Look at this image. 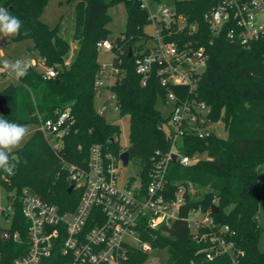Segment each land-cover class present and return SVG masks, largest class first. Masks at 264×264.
Wrapping results in <instances>:
<instances>
[{
  "label": "trees",
  "instance_id": "obj_1",
  "mask_svg": "<svg viewBox=\"0 0 264 264\" xmlns=\"http://www.w3.org/2000/svg\"><path fill=\"white\" fill-rule=\"evenodd\" d=\"M48 1L0 0V7L8 8L23 21L14 38L31 39L42 63L57 71L56 77L44 79L34 66H28L17 83L0 90V98H6L11 109L10 113L0 112V115L36 127L41 120L70 107L74 123L60 151H55L43 132L35 128L22 146L9 153L10 164L15 165L12 174L0 170V185L6 197L14 199L12 230L21 233V240L0 241V264H13L28 249L27 222L19 198L23 188L56 204L61 211H72L80 199V191H68L71 182L63 161L85 163L90 147L97 143L116 154L122 151L119 143L110 141L119 133L120 126L97 113L94 96V81L100 67L97 43L109 37V8L113 5L124 3L127 9L125 30L116 38L125 50L124 77L114 90L121 114L130 119L127 150L144 185L154 160L171 146L165 129L168 119L156 107L159 98L164 102L167 88L156 72L143 85L136 72L135 55L130 54V49L140 50L141 41L151 37L145 30L151 19L147 9L141 7V0H68L76 2L73 41L77 43L76 53L68 64L71 43L59 34L60 24L51 27L42 20ZM218 1L175 2L177 11L190 22H196L198 30L192 35L178 32L169 39H192L197 45L207 46L209 59L192 95L211 107L210 118L221 121L227 135L212 133L203 138L185 135L179 143L182 153L191 156L206 153L207 157H201L191 166H183L178 161L170 163L168 195L174 197L178 187L184 186L186 204L180 208V218L171 227H166L165 232L155 231V239L149 232L142 234L153 248L166 249L167 264H233L226 255L205 259L201 251L204 244L192 238L184 217L198 207L211 211L217 222L236 230L238 242L245 251L237 264H264V250L259 247L263 227L257 218L261 210L264 216V173L260 174L264 164V42L247 49L222 35L209 45L211 33L204 14ZM172 89L180 96L189 94L188 86H172ZM191 185L197 189L194 194L190 191ZM214 204L219 207L217 213L212 212ZM148 256V252L132 247L124 264H143ZM66 262L67 258L56 248L40 264Z\"/></svg>",
  "mask_w": 264,
  "mask_h": 264
},
{
  "label": "built area",
  "instance_id": "obj_2",
  "mask_svg": "<svg viewBox=\"0 0 264 264\" xmlns=\"http://www.w3.org/2000/svg\"><path fill=\"white\" fill-rule=\"evenodd\" d=\"M141 7L147 9L144 0H141ZM262 16L264 0H219L204 14L211 33L209 45L222 35L247 49L257 42H264ZM149 17L156 29L155 34L142 40V48L132 49L131 54L135 55L136 72L143 85L156 72L161 84L167 88L164 103L170 108L165 125L171 140L169 151L154 160L146 185L139 174L120 175L122 165H125L121 153L127 147L116 154L97 143L90 147L85 163L64 160L72 190L80 191V199L72 211H61L56 204L29 188H23L19 198L27 222L28 249L16 257L13 264H40L53 255L56 248L67 258L66 264H124L132 247L144 252L153 249L151 241L142 238L143 232H149L155 239V231L161 229L165 232L166 227H171L180 218V208L186 204L185 187L179 186L175 196L169 197V165L178 161L183 166H191L201 159L199 153L192 156L182 153L179 143L185 135L203 138L216 133L213 127L221 121L214 122L210 118L211 107L192 95L209 59L207 46L197 45L192 39H169L178 32L192 35L198 30V24L190 22L175 6L171 8L162 1L158 12ZM97 47L108 51L109 59L99 61L94 81L96 111L101 116L109 109L121 114L114 87L121 84L124 77L125 50L116 40L109 38L100 40ZM41 74L44 79H49L56 77L57 71L44 65ZM172 86H188L189 94L180 96ZM70 111L71 108L67 107L36 125L55 151L62 149L64 137L74 123ZM110 141L119 143V133ZM173 154H176V160H173ZM2 177L5 178V174ZM13 200L6 197L5 206L0 201V217L8 223V226L0 225V241L21 240L20 231L12 230ZM184 218L192 238L204 244L201 251L205 259L226 255L237 264L244 255L236 230L229 224L217 222L211 211L198 207L190 210ZM257 218L260 219V215Z\"/></svg>",
  "mask_w": 264,
  "mask_h": 264
},
{
  "label": "rangeland",
  "instance_id": "obj_3",
  "mask_svg": "<svg viewBox=\"0 0 264 264\" xmlns=\"http://www.w3.org/2000/svg\"><path fill=\"white\" fill-rule=\"evenodd\" d=\"M148 13L150 16L158 12L159 0H144ZM162 2L169 7H174L176 0H162ZM76 2H68V0H49L45 6L42 13V20L46 22L51 27L56 26L58 23L59 34L65 39L69 40L71 43V50L69 55L66 58L67 62H70L74 57L77 50V43L73 41V32L76 23V13H75ZM109 14L111 15V21L108 24V29L110 30L109 39L116 40V38L122 34L125 30L126 18H127V9L124 3H119L113 5L109 8ZM264 20V16H262ZM146 32L149 35L155 34V27L152 23L146 25ZM15 36L9 37H0V90L10 83H17L19 78H16L13 73H10L7 69L3 67V62H14L19 59L23 65L34 66L35 69L39 72L44 70V65L42 64L40 55L37 51L33 49V41L31 39H19L16 40ZM151 44V41L149 42ZM99 61H106L109 59V52L104 49H99L98 53ZM157 109L161 112L164 119H168L170 108L166 105L162 99L157 100L156 104ZM104 118L110 122H115L120 126L119 138L121 149H125L129 145V130H130V119L128 115H122L119 112L109 109L105 114ZM26 128V133L21 140V142L15 146L13 149L19 148L22 146L26 140L30 137L32 131L36 128L32 124L24 125ZM214 130L220 136H226L227 131L224 128L222 122H218L214 125ZM127 149V148H126ZM201 157H207L206 153L201 154ZM137 166L134 165L131 160L128 165H122L120 175H125V177L137 174ZM264 173V164L261 167L260 174ZM190 191L192 194L197 192L195 186H190ZM0 194H1V204L5 206L6 201V192L4 188L0 185ZM10 213L13 212V209L10 208ZM260 224L263 227V230L259 238V247L261 250H264V216L263 210L260 214ZM0 225L8 226L5 218L0 217ZM135 244H139L136 240L130 239ZM149 256L143 264H167L168 252L166 249H150L148 252Z\"/></svg>",
  "mask_w": 264,
  "mask_h": 264
},
{
  "label": "clouds",
  "instance_id": "obj_4",
  "mask_svg": "<svg viewBox=\"0 0 264 264\" xmlns=\"http://www.w3.org/2000/svg\"><path fill=\"white\" fill-rule=\"evenodd\" d=\"M22 24L19 16L12 14L6 7H0V37L15 36L20 32ZM3 67L16 78L23 77L26 73V66L19 59L11 63L4 61ZM25 133L26 128L23 124L0 115V170L9 175L15 167L9 162V153L21 142Z\"/></svg>",
  "mask_w": 264,
  "mask_h": 264
},
{
  "label": "water",
  "instance_id": "obj_5",
  "mask_svg": "<svg viewBox=\"0 0 264 264\" xmlns=\"http://www.w3.org/2000/svg\"><path fill=\"white\" fill-rule=\"evenodd\" d=\"M131 52H132V49H130V54H131ZM57 81H59V80H57ZM10 111H11V109L7 104V99L6 98H0V112L2 114H8V113H10ZM121 158H122L124 164L127 165L129 162V159H130V154H129V151L127 149L121 153ZM173 160H176V154H173ZM72 189H73V186L70 185L68 191L71 192ZM218 211H219L218 205H216V204L212 205V212L217 213Z\"/></svg>",
  "mask_w": 264,
  "mask_h": 264
},
{
  "label": "crops",
  "instance_id": "obj_6",
  "mask_svg": "<svg viewBox=\"0 0 264 264\" xmlns=\"http://www.w3.org/2000/svg\"><path fill=\"white\" fill-rule=\"evenodd\" d=\"M42 61V60H41ZM66 63L68 64L69 62L66 61Z\"/></svg>",
  "mask_w": 264,
  "mask_h": 264
}]
</instances>
